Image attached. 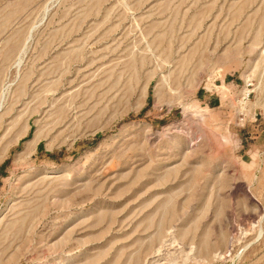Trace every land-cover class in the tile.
Instances as JSON below:
<instances>
[{
    "label": "rangeland",
    "instance_id": "obj_1",
    "mask_svg": "<svg viewBox=\"0 0 264 264\" xmlns=\"http://www.w3.org/2000/svg\"><path fill=\"white\" fill-rule=\"evenodd\" d=\"M0 264H264V0H0Z\"/></svg>",
    "mask_w": 264,
    "mask_h": 264
},
{
    "label": "bare ground",
    "instance_id": "obj_2",
    "mask_svg": "<svg viewBox=\"0 0 264 264\" xmlns=\"http://www.w3.org/2000/svg\"><path fill=\"white\" fill-rule=\"evenodd\" d=\"M38 139V135L34 134L31 138H29V140L26 141L25 149L34 147Z\"/></svg>",
    "mask_w": 264,
    "mask_h": 264
},
{
    "label": "built area",
    "instance_id": "obj_3",
    "mask_svg": "<svg viewBox=\"0 0 264 264\" xmlns=\"http://www.w3.org/2000/svg\"><path fill=\"white\" fill-rule=\"evenodd\" d=\"M249 93L246 94V97H248Z\"/></svg>",
    "mask_w": 264,
    "mask_h": 264
}]
</instances>
